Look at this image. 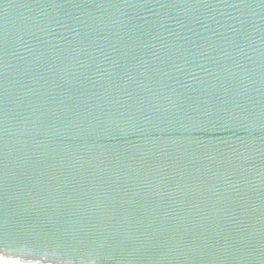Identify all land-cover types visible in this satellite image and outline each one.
<instances>
[{"label":"water","instance_id":"95a60500","mask_svg":"<svg viewBox=\"0 0 264 264\" xmlns=\"http://www.w3.org/2000/svg\"><path fill=\"white\" fill-rule=\"evenodd\" d=\"M0 263L264 264V0H0Z\"/></svg>","mask_w":264,"mask_h":264},{"label":"bare ground","instance_id":"6f19581e","mask_svg":"<svg viewBox=\"0 0 264 264\" xmlns=\"http://www.w3.org/2000/svg\"><path fill=\"white\" fill-rule=\"evenodd\" d=\"M0 264H2V263H0Z\"/></svg>","mask_w":264,"mask_h":264}]
</instances>
